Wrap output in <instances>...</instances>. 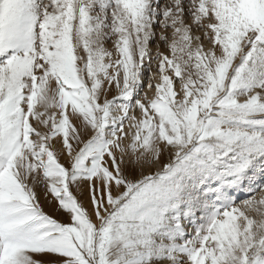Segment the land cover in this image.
<instances>
[{"label":"snow or ice","instance_id":"obj_1","mask_svg":"<svg viewBox=\"0 0 264 264\" xmlns=\"http://www.w3.org/2000/svg\"><path fill=\"white\" fill-rule=\"evenodd\" d=\"M0 264H264V0H0Z\"/></svg>","mask_w":264,"mask_h":264},{"label":"rangeland","instance_id":"obj_2","mask_svg":"<svg viewBox=\"0 0 264 264\" xmlns=\"http://www.w3.org/2000/svg\"><path fill=\"white\" fill-rule=\"evenodd\" d=\"M146 83H147V81H146Z\"/></svg>","mask_w":264,"mask_h":264}]
</instances>
